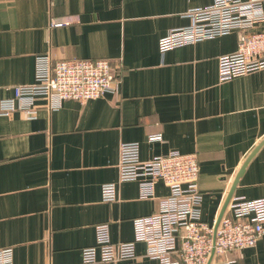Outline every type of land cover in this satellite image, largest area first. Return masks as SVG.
<instances>
[{"label":"crops","instance_id":"1","mask_svg":"<svg viewBox=\"0 0 264 264\" xmlns=\"http://www.w3.org/2000/svg\"><path fill=\"white\" fill-rule=\"evenodd\" d=\"M211 2L0 0V107L17 86L35 81L40 56L108 58L121 79L117 93L86 102L53 106L39 98L32 118L0 111V247L13 248L14 264H87L82 249L96 244L100 223L109 224L113 242L133 240V219L157 211L170 190L159 181L155 195L142 198L138 181L118 182L122 142H139L144 160L196 153L202 218L217 221L264 140V67L219 80V57L237 50L238 31L159 50L160 38ZM63 18L70 20L55 24ZM109 182H117L115 201L102 198ZM233 196L264 198V144ZM145 251L138 242L135 259L93 264H159ZM223 258L264 264V235Z\"/></svg>","mask_w":264,"mask_h":264},{"label":"built area","instance_id":"2","mask_svg":"<svg viewBox=\"0 0 264 264\" xmlns=\"http://www.w3.org/2000/svg\"><path fill=\"white\" fill-rule=\"evenodd\" d=\"M189 13L191 24L172 29L160 38L161 52L238 31L237 50L219 57V80L227 81L264 67V29H254L264 23V0H212ZM69 20L63 18L55 24ZM119 69L108 58L52 61L40 56L35 81L17 86L14 98L4 99L0 111L12 113L20 109L32 118L37 114L39 98L60 106L67 99L86 102L109 92L117 93ZM161 138L160 134L149 136V140ZM118 167V182L138 181L142 198L153 197L159 181L170 192L160 197L157 211L133 219L131 241L113 242L109 224H98L96 244L82 249L84 263L135 259L139 256L136 244L144 242V256L158 259L159 264H241L223 256L255 246L264 235V198L233 196L218 225L202 218L200 160L196 153L171 150L144 160L139 142H122ZM102 198L118 199L117 182L102 185ZM0 264H14L12 247H0Z\"/></svg>","mask_w":264,"mask_h":264},{"label":"water","instance_id":"3","mask_svg":"<svg viewBox=\"0 0 264 264\" xmlns=\"http://www.w3.org/2000/svg\"><path fill=\"white\" fill-rule=\"evenodd\" d=\"M263 144H264V140H263L262 142H260V143L257 145V147L253 150V152L250 154V156H248V158H247L246 161L244 162L243 166H242L241 169L239 170V172H238V174H237V176H236V179H235V181H234V184H233L232 190L229 192V194H228V196H227V198H226L225 204H224V206H223V208H222V211H221L220 215L218 216V219H217V221H216V225L219 224V222H220L222 216L224 215L225 210H226V207L228 206V203H229L230 199H231L232 196H233L234 189H235V187H236V185H237V183H238V181H239L241 175L243 174V172H244L246 166L248 165V163L250 162V160L252 159V157L256 154V152L258 151V149H260V147H261Z\"/></svg>","mask_w":264,"mask_h":264}]
</instances>
